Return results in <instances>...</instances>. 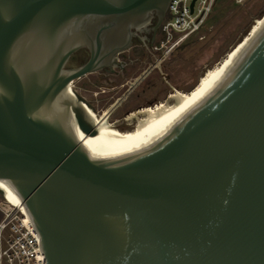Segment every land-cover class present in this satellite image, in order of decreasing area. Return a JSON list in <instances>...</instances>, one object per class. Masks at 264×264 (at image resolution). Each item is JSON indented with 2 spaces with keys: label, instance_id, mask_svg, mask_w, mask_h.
<instances>
[{
  "label": "water",
  "instance_id": "obj_1",
  "mask_svg": "<svg viewBox=\"0 0 264 264\" xmlns=\"http://www.w3.org/2000/svg\"><path fill=\"white\" fill-rule=\"evenodd\" d=\"M171 1L0 0V197L25 209L46 264H264V30L138 152L99 139L71 87Z\"/></svg>",
  "mask_w": 264,
  "mask_h": 264
},
{
  "label": "rangeland",
  "instance_id": "obj_2",
  "mask_svg": "<svg viewBox=\"0 0 264 264\" xmlns=\"http://www.w3.org/2000/svg\"><path fill=\"white\" fill-rule=\"evenodd\" d=\"M264 15V0H217L212 12L200 31L194 33L180 48L170 53L140 84L118 104L107 119L121 131L129 130L126 113L138 107L154 106L165 101L175 91L189 92L199 78L217 65L250 32ZM130 76L128 82L133 79ZM90 74L74 81L72 88L91 101L94 113L101 117L103 112L116 103L124 92L116 88L119 83L114 77ZM103 90L105 92H103ZM125 93V92H124ZM133 111V110H132Z\"/></svg>",
  "mask_w": 264,
  "mask_h": 264
},
{
  "label": "bare ground",
  "instance_id": "obj_3",
  "mask_svg": "<svg viewBox=\"0 0 264 264\" xmlns=\"http://www.w3.org/2000/svg\"><path fill=\"white\" fill-rule=\"evenodd\" d=\"M263 30L264 15L225 58L214 67L208 69L199 78L198 83L192 90L189 92L175 90L168 95L165 101H161L154 106L136 109L127 114L125 120L128 122L133 121L132 124L130 123L129 130L121 131L108 122L107 119L114 108V104L104 111L100 118L88 109V114L95 128L94 134L106 144L128 153L138 152L150 146L176 127L228 76ZM140 80L137 79L133 86L137 85ZM14 205L19 207L27 216L25 209L21 205Z\"/></svg>",
  "mask_w": 264,
  "mask_h": 264
},
{
  "label": "built area",
  "instance_id": "obj_4",
  "mask_svg": "<svg viewBox=\"0 0 264 264\" xmlns=\"http://www.w3.org/2000/svg\"><path fill=\"white\" fill-rule=\"evenodd\" d=\"M217 0H172L155 50L162 59L201 30ZM242 3L245 0H235ZM0 264H46L37 232L22 210L0 197Z\"/></svg>",
  "mask_w": 264,
  "mask_h": 264
},
{
  "label": "flooded vegetation",
  "instance_id": "obj_5",
  "mask_svg": "<svg viewBox=\"0 0 264 264\" xmlns=\"http://www.w3.org/2000/svg\"><path fill=\"white\" fill-rule=\"evenodd\" d=\"M160 28L161 25H158V17L154 14L148 23L135 30L132 47L129 50L118 54L117 64L113 67V69H104L102 71L96 72V74H102L103 76L107 77L108 79L106 81L110 80L109 77H114L119 82L124 81L123 83H119L116 88H111L110 90L113 91L115 89L119 90L120 88H123L125 92L121 93L122 95L117 97L114 108L118 104H121L124 98L149 74H151L154 70L159 69V65H161L165 61L162 59L161 52L155 50V47L159 45L161 39ZM88 59V51L80 50L70 58L67 64V68L79 67ZM131 75H133L134 77L131 81L128 82L127 78H130ZM137 79L141 80L137 85L133 86L134 82ZM103 92L105 91L103 90ZM122 96H124V98ZM82 98L90 105L91 108L89 110L94 113V110L96 109L95 105L87 98L83 96ZM114 108L112 109V111L114 110ZM139 108L143 107L140 106L137 109ZM132 110L135 111L136 109ZM132 110H129L126 114H129L130 112H132ZM112 111L110 112L109 116L111 115Z\"/></svg>",
  "mask_w": 264,
  "mask_h": 264
}]
</instances>
